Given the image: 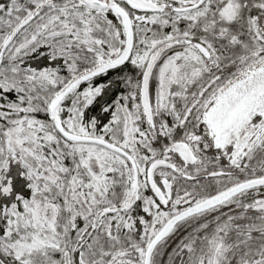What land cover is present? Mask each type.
<instances>
[{
	"label": "snow or ice",
	"instance_id": "obj_1",
	"mask_svg": "<svg viewBox=\"0 0 264 264\" xmlns=\"http://www.w3.org/2000/svg\"><path fill=\"white\" fill-rule=\"evenodd\" d=\"M0 264H264V0H0Z\"/></svg>",
	"mask_w": 264,
	"mask_h": 264
}]
</instances>
